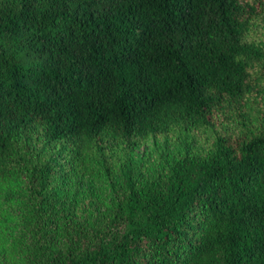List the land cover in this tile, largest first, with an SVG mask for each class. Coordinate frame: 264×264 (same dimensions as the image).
<instances>
[{
    "label": "trees",
    "instance_id": "1",
    "mask_svg": "<svg viewBox=\"0 0 264 264\" xmlns=\"http://www.w3.org/2000/svg\"><path fill=\"white\" fill-rule=\"evenodd\" d=\"M0 264H264V0H0Z\"/></svg>",
    "mask_w": 264,
    "mask_h": 264
},
{
    "label": "rangeland",
    "instance_id": "2",
    "mask_svg": "<svg viewBox=\"0 0 264 264\" xmlns=\"http://www.w3.org/2000/svg\"><path fill=\"white\" fill-rule=\"evenodd\" d=\"M176 151L172 138L166 141L163 138H156L146 142L136 151V155L139 154L140 159L148 164L142 174L145 176L155 174L162 162L172 161Z\"/></svg>",
    "mask_w": 264,
    "mask_h": 264
}]
</instances>
